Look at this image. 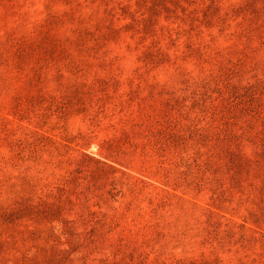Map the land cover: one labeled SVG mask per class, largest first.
<instances>
[{"label":"rangeland","instance_id":"1","mask_svg":"<svg viewBox=\"0 0 264 264\" xmlns=\"http://www.w3.org/2000/svg\"><path fill=\"white\" fill-rule=\"evenodd\" d=\"M0 264H264V0H0Z\"/></svg>","mask_w":264,"mask_h":264}]
</instances>
